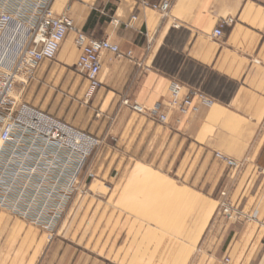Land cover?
<instances>
[{"label":"crops","instance_id":"obj_1","mask_svg":"<svg viewBox=\"0 0 264 264\" xmlns=\"http://www.w3.org/2000/svg\"><path fill=\"white\" fill-rule=\"evenodd\" d=\"M54 8L89 38L109 39L130 57L103 53L100 86L87 99L88 81L74 70L79 50L69 33L56 58L43 61L18 93L21 100L102 139L88 162L92 182L112 179L119 169L126 176L128 169L126 201L135 192L127 185L139 173L146 185L140 194L149 201L136 208L141 239L161 227L169 256H180L181 264H264V0H171L165 16L138 0H56ZM228 18L233 23L214 38ZM175 78L186 86L183 94L202 87L217 103L180 123L172 111L161 123L124 104L164 108ZM63 87L65 95L58 91ZM215 152L242 166L227 168ZM222 200L238 217L221 214ZM192 204L188 218L184 211ZM0 211V264H114L82 249L83 241L50 242L15 227ZM163 236L147 240L157 246ZM147 258L138 263H162V256Z\"/></svg>","mask_w":264,"mask_h":264},{"label":"built area","instance_id":"obj_2","mask_svg":"<svg viewBox=\"0 0 264 264\" xmlns=\"http://www.w3.org/2000/svg\"><path fill=\"white\" fill-rule=\"evenodd\" d=\"M55 1L0 0V210L47 233L49 241L72 197L88 179L94 178L87 163L100 148L102 139L17 101L16 90L22 91L32 81L43 61L56 58L69 33L74 35L79 50L74 70L88 81V97L100 86L103 53L130 57V53H122L109 39L89 38L64 12L55 11ZM138 2L163 16L171 5V0ZM232 23L231 18L220 21L212 36L220 38L223 29ZM185 88L173 79L164 108L158 104L144 109L127 100L124 104L137 112L149 113L161 123L172 111L180 123L181 118L194 116L202 107L217 103L200 88H188L183 94ZM214 156L234 171L243 163L221 152ZM221 196L225 197V193ZM219 210L227 219L239 215L227 200L220 202Z\"/></svg>","mask_w":264,"mask_h":264},{"label":"rangeland","instance_id":"obj_3","mask_svg":"<svg viewBox=\"0 0 264 264\" xmlns=\"http://www.w3.org/2000/svg\"><path fill=\"white\" fill-rule=\"evenodd\" d=\"M55 11L57 12V10ZM197 88L201 89L202 87ZM201 90L205 92V90ZM58 91L63 93L66 89L64 87L60 89L58 88ZM19 92L20 89H17L14 98L17 99V101L24 102L21 100L23 99L21 98V95L19 97ZM63 95H65V93H63ZM72 96L74 97V95ZM85 96L87 99H90V97H88V88ZM92 158L89 159V163ZM88 170L91 171L90 169ZM126 172L127 175L125 176L123 169L114 170L111 174L112 179H107L103 183L97 181L92 182V180L88 179L85 182L84 188L75 193L72 197L51 241L57 239L74 243L77 241H83V244H79L80 247H83L82 249L93 255L98 254L101 257L108 258L113 261L114 264H140L138 263L140 257H148L147 259H152L151 257H154L158 259L160 256H162V263L146 264H174V260H179V264H181L182 260L180 256L175 259L169 256L170 247H165V244L170 242V240H166V237L163 236V230L161 227L158 226V231L144 232L142 234L143 239L140 238L138 228L140 216L137 213L138 210L136 208H138L139 205L146 206L149 204V201L140 194L141 191L144 192L146 190V185L144 181L139 182V173H137L136 179L138 181H135L132 185H127V187L133 186L132 191L135 190V192L132 194L131 198H127V200L124 201L121 196L125 185L124 180L127 179L128 181L130 177L128 175V169ZM90 183H93L92 188H90ZM193 208H195L193 207V204L187 206V209L184 211L186 217H192L191 215L193 211L191 210ZM124 210H126L125 212L127 214L126 227H124L123 224ZM2 212L7 214L5 211ZM129 213H131L130 223L128 221ZM8 216L6 219L9 218ZM142 217L145 219L146 216ZM15 220V227L28 229L30 231L35 230L39 234H43L45 239L49 241L47 233L14 218L13 221ZM158 224L160 225L161 222ZM183 225H185V222ZM125 229L127 230L126 234L124 233ZM181 233L182 232L175 233V235H180ZM156 235L163 236V239H159L156 242L157 246H152L153 243L147 239H152Z\"/></svg>","mask_w":264,"mask_h":264}]
</instances>
